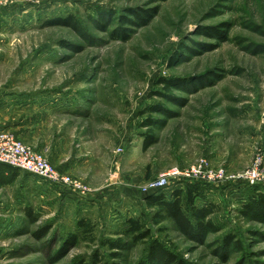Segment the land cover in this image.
Here are the masks:
<instances>
[{
  "label": "rangeland",
  "instance_id": "1",
  "mask_svg": "<svg viewBox=\"0 0 264 264\" xmlns=\"http://www.w3.org/2000/svg\"><path fill=\"white\" fill-rule=\"evenodd\" d=\"M151 8L158 9L148 25L125 26L132 30L128 39L116 38L114 17ZM104 11L113 21L97 26V13ZM68 16L76 28L49 25ZM208 27L226 37H209ZM201 44L215 47L201 51ZM162 77L214 81L170 89L181 104L154 94L164 91ZM0 92L29 104L17 111L32 117L39 136L23 142L47 159L46 117L67 119L64 152L76 162L67 174L94 194L51 195L55 188L44 179L18 171L20 182L0 192L3 212L13 216L0 221V264H93L96 252L108 258V241L118 238L127 243L121 264H135L147 247V241H131L128 220L135 219L189 264H264V221L239 211L249 191L245 183L200 181L205 202L196 204H212L210 218L219 227L200 242L170 220L153 225V211L140 199L148 181L201 160L228 175L258 161L257 185L264 187V0H0ZM156 103L173 117L153 129L157 141L143 151L140 124L147 115L140 112ZM47 224L51 229L37 240L32 232ZM228 233L241 240V252L220 249ZM70 234L78 236L76 245L52 261Z\"/></svg>",
  "mask_w": 264,
  "mask_h": 264
},
{
  "label": "trees",
  "instance_id": "2",
  "mask_svg": "<svg viewBox=\"0 0 264 264\" xmlns=\"http://www.w3.org/2000/svg\"><path fill=\"white\" fill-rule=\"evenodd\" d=\"M157 9L158 8H151L140 12L131 10V15H133L132 18L113 16V19H117V26L113 29L114 35L120 40L128 39L132 30L124 27H144L148 25L156 15ZM111 14L112 12L110 11L97 13L95 18L97 26L101 25L102 27H106V24L109 21L112 22L113 20H110ZM75 24L76 19L74 16L64 18L58 17L49 21V25H61L76 28ZM210 30H212L211 27H208L207 30L204 31L209 37H215L218 39L226 37L220 30L215 32ZM214 47L215 44H201L198 46L201 51H211ZM195 49L196 48H194V50L189 49L188 53H195L198 51ZM172 64L173 62H170V65ZM184 80L186 82H184ZM213 81L214 80H211V78L208 77H205L204 79L162 77L158 80V83L163 86L164 91L157 90L154 94L168 99V101H172L173 103L181 102L182 104L184 101L180 100V98L175 95L170 94V89L179 88L187 90L186 86L196 89L210 85ZM182 82L185 84H182ZM140 114L147 115L140 124L141 128H145V131L141 133L143 139L142 150L145 151L157 141L153 129L163 128L166 124V120L173 117V112L169 111L166 106L156 103L144 108ZM154 114H161L164 118H155L153 117ZM247 186H249V191L240 203L239 211L243 218H253L259 221H264V187L261 188L257 184ZM204 187V184L199 181H183L178 183L177 186H174L169 192H164L165 189L147 192L144 193L140 199H142L146 207L152 209L153 214L151 222L153 225L158 226L162 222L170 220L176 228L190 240L200 242L206 234L217 232L219 230V227L216 226L210 218L213 209L212 204H206L203 202L201 205L196 204V200H204L205 202ZM24 213L31 223L36 222L35 216H32L31 208H25ZM128 222L130 226L128 234L131 236V241L133 243L147 241L144 255L135 264H189L185 260L179 258V256L162 241L153 238L150 227H146L144 222H141L139 219L128 220ZM78 224L81 228L84 227V229L88 227V224L83 220L79 221ZM50 229L51 226L47 224L37 228V230L32 232V235L37 240H40ZM77 241L78 236L76 234H70L63 238L59 246L53 250L52 261L58 262L61 260L66 255L67 251L76 245ZM108 248L110 250L108 254L109 259L101 256L99 252H96L94 254L95 261L93 264H121V261L124 260L123 251L127 249V243L125 240L118 238L113 241H108ZM228 248H234L240 252L243 248L241 240H239L233 233L226 234L221 240L220 249ZM80 263L81 262H74L71 264Z\"/></svg>",
  "mask_w": 264,
  "mask_h": 264
},
{
  "label": "built area",
  "instance_id": "3",
  "mask_svg": "<svg viewBox=\"0 0 264 264\" xmlns=\"http://www.w3.org/2000/svg\"><path fill=\"white\" fill-rule=\"evenodd\" d=\"M0 164L7 165L24 173L32 174L44 179L48 184L60 190L75 194H86L89 189L77 179L67 173L57 170L53 164L41 153L36 152L30 145L23 142L11 131H0ZM259 163L237 175H228L223 168L212 169L205 160L188 170L173 169L160 175L141 186L144 193L167 189L172 182H230L238 181L246 185L259 183ZM171 178H174L171 180Z\"/></svg>",
  "mask_w": 264,
  "mask_h": 264
},
{
  "label": "crops",
  "instance_id": "4",
  "mask_svg": "<svg viewBox=\"0 0 264 264\" xmlns=\"http://www.w3.org/2000/svg\"><path fill=\"white\" fill-rule=\"evenodd\" d=\"M63 105V104H62ZM61 106V103H60ZM66 107V104H64ZM31 108L27 102H16L9 99V96H4L0 92V131L7 130L11 131L17 135L19 139L25 142H33L34 137H38L39 133L38 126L36 122L32 120V117L27 115H20L18 113L19 109ZM18 110V111H17ZM17 113V114H16ZM66 118H48L46 117V152L49 161L55 165L56 169L64 172L70 173L72 168L76 165V162L73 163L72 155H67L64 152L66 149V130L63 124L65 123ZM50 132V133H49ZM73 163V164H71ZM58 167V168H57ZM19 170L11 168L7 165L0 164V192L2 188L6 185L9 186L15 183H19ZM52 186V185H51ZM55 189H50L51 195L65 194L68 196L69 191L63 192L59 188L52 186ZM131 189H127V193L132 195ZM82 198L90 199L92 198L93 193L86 194H76ZM3 197L0 196V221L10 219L9 222L13 220L12 214L9 210L3 212L2 206L4 205ZM14 214V213H13Z\"/></svg>",
  "mask_w": 264,
  "mask_h": 264
}]
</instances>
